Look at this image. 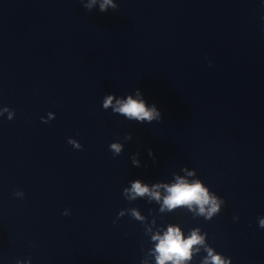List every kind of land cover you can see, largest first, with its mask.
I'll list each match as a JSON object with an SVG mask.
<instances>
[{"label": "clouds", "instance_id": "clouds-1", "mask_svg": "<svg viewBox=\"0 0 264 264\" xmlns=\"http://www.w3.org/2000/svg\"><path fill=\"white\" fill-rule=\"evenodd\" d=\"M112 0H103L100 5V10L105 11L106 7L110 5ZM95 3V0H92ZM91 7V4L88 5ZM112 103V97L109 96L105 101L104 107ZM118 107L115 109L121 114L126 115L129 118H135L138 121H152L153 119L160 118V112L155 108H147L143 100H134L131 96L126 101H117ZM116 151H119L118 145H112ZM159 187V186H157ZM168 195L163 200V205L169 210L182 205H197L201 214L205 213V205H210L208 208V217L219 210V205L214 197H210L208 191L199 183H187L180 179L177 183L166 186ZM131 191L133 197L143 196L149 193V188L145 185L142 186L139 181L133 183ZM152 197L159 200L160 194L157 191L150 193ZM261 226L264 227V220L261 221ZM158 241L155 251L158 253L156 259L157 264H166L171 261L172 264H181V261L187 260L191 257V249L193 245L203 243V238L193 231L191 236L184 239L180 229L178 227L169 226L168 230L163 236L156 235L153 237ZM209 259L212 264H225L219 256L213 255L209 250ZM207 264V261L205 262Z\"/></svg>", "mask_w": 264, "mask_h": 264}]
</instances>
